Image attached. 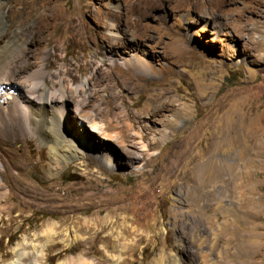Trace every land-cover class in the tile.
<instances>
[{
    "label": "rangeland",
    "instance_id": "obj_1",
    "mask_svg": "<svg viewBox=\"0 0 264 264\" xmlns=\"http://www.w3.org/2000/svg\"><path fill=\"white\" fill-rule=\"evenodd\" d=\"M47 1L49 45L0 73V264H264V0ZM41 58L57 165L20 117Z\"/></svg>",
    "mask_w": 264,
    "mask_h": 264
},
{
    "label": "bare ground",
    "instance_id": "obj_2",
    "mask_svg": "<svg viewBox=\"0 0 264 264\" xmlns=\"http://www.w3.org/2000/svg\"><path fill=\"white\" fill-rule=\"evenodd\" d=\"M47 3H48L47 0H5L3 2L2 12H1L2 23H0V73L1 74L14 73L17 70V67H15L14 63L17 64L19 61L21 63H25V61L23 60L26 58L27 53H29L28 57L31 58L34 56L36 50L42 47V45L44 44L49 45V43L45 42L42 39L41 35L43 33V27L39 24L38 20L35 17L37 9L39 7L43 8L47 12V15L49 14L51 8L47 7ZM23 21L27 24L29 29L27 30L26 28V29H22L21 31H17L15 29L16 28L15 26L17 25L18 22H23ZM5 31L8 32L7 34L9 35V37L7 40L3 41L2 38ZM27 44H31L32 48L31 49L27 48ZM54 47L55 46L52 45L51 48L52 52H49L48 54L49 56L53 55L55 50ZM44 56L43 58H45ZM43 58H41L40 61L41 64L38 65L33 72L27 75V77L33 82V84L37 86L38 92L37 94H35V92L33 91V95L32 94L27 95V98L29 96V98H31L34 102L28 98L27 102L30 103V107L25 108L24 105H22L23 108L26 109V111L22 110L23 111L21 114L22 116L20 117H23L24 118L23 120H25L27 124L30 122L31 124L29 125L33 129L36 128L38 130V132L40 133L39 135L42 136V138L47 143L46 145H48V152L50 155V159L55 162V165H57L60 158L66 160L71 156H75L76 149H73L75 147L72 145V143L69 140L60 136L59 134L60 131L58 132L59 128L58 126L56 127V125L60 124L59 121H61L63 115V111H64L63 106H64L65 98L63 93H61L62 91L55 93L56 91L55 92L50 91V89L47 88L45 84H42L43 82L41 81L43 80L47 72L43 66V62H44ZM46 58H47V54H46ZM124 64L127 69L129 68L131 69L140 65L144 66V64L146 63L143 60H139L138 58L133 63L124 62ZM26 65H28L27 62ZM113 65L115 68L117 67L122 68L121 66H118L116 62ZM141 68L143 67H140V69ZM53 96H58L59 98L54 97L53 99H51ZM39 105L42 111L38 109ZM20 108L22 107L20 106ZM68 150H70V154L66 156L65 154H67L66 152ZM52 172L53 171H51V173ZM1 197L2 196H0V198ZM55 232H56L55 223H48L45 226V229L43 231V233L46 236V240L44 242L45 245L46 243L50 242V239H48V237L51 238L52 236H54L53 234H55ZM60 240H62V242L65 243H69V241H72V239L70 240L68 239V234L66 233V231L65 233H62V237ZM23 245H24L23 243L21 244L19 243L15 245L16 247L13 250L15 259L9 262L8 264H44L43 247L40 246V248H38L36 247V245H34L33 246L34 249L32 250V252L29 251L27 252L23 250ZM28 253H30L31 259L28 261V263H24L22 259L26 258L27 255H29ZM160 259L161 256L159 255L158 261ZM59 264H64V262L62 261ZM171 264H177L176 258L174 257L171 258Z\"/></svg>",
    "mask_w": 264,
    "mask_h": 264
}]
</instances>
